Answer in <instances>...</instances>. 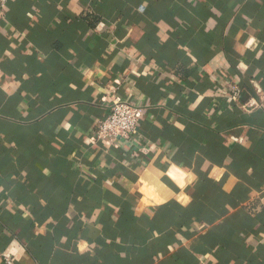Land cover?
<instances>
[{"label": "crops", "instance_id": "crops-1", "mask_svg": "<svg viewBox=\"0 0 264 264\" xmlns=\"http://www.w3.org/2000/svg\"><path fill=\"white\" fill-rule=\"evenodd\" d=\"M78 2L85 9L79 17L68 10L69 0H13L6 5L7 11L0 10V30L11 24L28 34L14 52L15 59L9 60L4 50L19 41L8 38L14 35L11 30L7 36L0 31V73L22 81L12 96L0 91V249L13 238L26 241L28 264H156L153 257L161 252L164 260L159 264H198L197 254L209 253L215 264H264V202L249 197L252 190L264 193V108L249 115L230 106L226 97H218L215 107L221 114L212 120L204 115L210 101L195 113L186 110L193 98L192 88L203 91L214 87L207 79L198 78L199 65L191 63L189 54L203 65L223 51L233 66L228 79L239 75L236 64L241 57L234 50L235 37L245 31L264 41V0H147L143 14L137 9L144 0ZM210 17L217 24L205 32ZM117 21L113 31L111 24ZM162 21L173 29L164 44L157 37ZM100 22L106 27L97 34ZM129 29L134 30V36L120 47L134 44L149 60L183 81V85L169 87L181 99L178 107L170 105L169 116L181 118L187 130L179 132L163 118V110L153 108L150 114L163 128L146 122L142 134L175 146L178 163H190L197 152L218 166L228 160L229 172L239 180L230 194L223 191L222 183L208 179L197 168L199 183L187 190L191 205L182 208L173 201L149 219L133 213L136 197L129 195L124 183L114 185L122 193L119 196L105 188V181L113 177L132 181L136 177L120 164L127 155L123 150L113 148L105 157L107 167L102 169L103 143L93 148L78 135L91 136L94 122L111 111L110 103L92 97V89L83 91L78 69L95 66L97 61L107 66L112 57H103L109 42L113 37L123 40ZM30 44L34 47L26 55ZM39 53L47 57L44 62L38 59ZM245 59L252 71H264V59L257 61L254 53ZM127 67L126 61L109 64L108 75L101 81L107 84L121 79L119 95L125 99V88L132 87L123 75ZM252 71L239 86L242 105L255 95L249 83ZM25 74L27 80H23ZM157 75L160 84L156 78L136 81L153 105L165 95L160 88L167 77ZM64 123L71 129L64 130ZM244 132L250 147L228 146L222 135L239 138ZM137 163L133 161L134 166ZM10 205L15 207L10 210ZM20 205L31 218H24ZM100 207L103 213L93 220V210ZM49 218L53 222L43 235H37V225L43 226ZM97 223L103 225L102 230L96 229ZM184 228L189 229L182 234L191 241L190 250L177 247L170 253L168 246L179 243L175 233ZM153 232L160 233V238L153 239ZM81 239L95 244L92 252H78Z\"/></svg>", "mask_w": 264, "mask_h": 264}, {"label": "clouds", "instance_id": "clouds-1", "mask_svg": "<svg viewBox=\"0 0 264 264\" xmlns=\"http://www.w3.org/2000/svg\"><path fill=\"white\" fill-rule=\"evenodd\" d=\"M147 6V0H144L137 11L143 14ZM68 10L77 17L85 11L80 6L78 0H69ZM5 11H7L6 6ZM29 15L31 16V13ZM245 19L251 24L250 18L245 17ZM118 23L117 21L111 24L113 31L117 29ZM216 24L217 21L210 17L205 24V32L214 30ZM161 25H164L163 21ZM105 27L106 23L100 22L95 32L100 34ZM8 30H11L14 34L8 38L19 41V43H10L9 48L4 50L3 55L9 60H14V52L18 50L20 44L27 38L28 34L26 32H18L11 24H7V28L0 31L7 36ZM171 31L173 29L167 25L161 28L157 33L160 43L164 44L170 40L169 33ZM133 36L134 30L129 29L123 40L113 37L109 42L106 55L103 57L104 60H107L109 56L112 57L110 65H119L122 62H127L128 67L124 69L123 75L128 78L129 84L132 85L130 88H125V97L127 99L119 95L118 86L122 84L121 79L109 81L107 84L101 83L108 75L107 69L109 64L105 66L100 61H97L95 66H84L78 69L84 83L83 91L92 89V97L99 99L102 104L110 103L113 113L107 119H97L94 122V135L89 136L83 133H78V135H83L84 143L93 148L98 147L97 140L103 143L105 153L101 157L100 167L102 169L107 167L105 157L110 154L113 148L123 150L127 155L120 161V164L123 168L130 170L136 177L135 181L129 180L127 177H121L120 179L113 177L105 181V188L119 196L122 193L117 191L114 185L116 183H124L129 195L136 197L135 206L132 209L133 213L138 217L147 216L149 219L154 217L155 211L158 208L164 207L173 201L182 208H188L192 203V199L188 195L187 190L199 183V173L206 174L210 180L222 183L223 191L230 194L235 189L239 180L238 177L229 172L230 164L228 160L224 161L223 166H218L197 152L190 163H178L175 156L178 149L175 146H170V143L162 138L154 141L142 134L140 129L146 122H150L157 129L163 128V125L157 120L156 116L150 114L153 108L163 110V118H167V123L179 132L183 133L187 130V125L181 118H178L176 115L169 116V112L172 109L170 105L178 107L181 104V99L177 98L175 92L170 91L169 87L174 84L183 85V81L175 73H169L162 69L154 59L149 60L134 44L128 47H120V45H124L128 40H131ZM245 37L247 38L244 39ZM242 40L243 42H241ZM235 41L234 50L241 59L236 64V70L239 75H234L231 79H228V76L232 72L233 66L223 51L217 52L203 65L199 64L197 57L189 54L191 63L199 65L197 68L198 78L207 79L214 87L203 91L198 88H192L193 98L187 103V112L195 113L206 101H210V106L204 110V115L208 120H212L214 115L221 114L217 113L215 107L216 98L218 97H226L230 106H234L249 115L264 108V71L260 68L252 71L251 65L245 59L249 53H254L257 61L264 59V46H262L264 45V41H261L256 35L248 34L245 31L238 32ZM33 47L30 44L29 51L25 54L30 55ZM184 50L187 51L186 49ZM38 59L44 62L47 57L43 53H39ZM250 71H252V78L249 80V83L255 90V95L251 96L248 104L242 105L240 103L242 91L239 86L242 83V78L246 77ZM157 74L167 77L166 83L164 81L163 86L160 88V91L165 93V95L153 105L147 94L139 89L136 81L141 78H156L157 84H160L161 81ZM0 77H3V79H0V91L7 96L14 95L22 87V81L17 80L14 76L0 73ZM27 79L28 76L25 74L23 80ZM70 87L73 90L77 89L75 84L70 85ZM136 93H139V95H136ZM61 127L66 131L71 129V125L68 123L62 124ZM213 127H215L214 124ZM222 135L225 137L228 146L239 144L242 147H250L246 143V132L239 138L224 133ZM134 160L138 162L136 166L133 165ZM197 168H199V173L197 172ZM83 171L87 172L88 170L84 168ZM248 171L251 174L253 170L249 169ZM225 177H227L226 181ZM249 197L251 200L261 199L264 202V193L257 190H252L249 193ZM13 207L15 206L10 205V210ZM18 207L23 210L25 219L31 218L23 205ZM103 211V207L94 209L92 219H98ZM114 219L116 218L114 217ZM52 222V218H49L43 226L37 225L36 234L43 235L48 225ZM193 224L197 228L200 227L195 219L193 220ZM95 227L100 231L103 225L97 223ZM188 230L184 228L180 232L175 233V239L179 243L168 246L170 253H174L177 247H184L190 250L191 241L182 234ZM152 238L159 239L160 233L153 232ZM61 242L63 243V240ZM26 244V241L21 243L18 239H11L6 246L0 249V264H28L30 257L27 253ZM95 247V244H90L84 239H81L77 245L78 252L81 255L92 252ZM196 259L198 264H209L210 261L212 264H215L211 253L204 255L197 254ZM153 260L156 264H159L160 261L164 260V254L162 252L157 253L153 257Z\"/></svg>", "mask_w": 264, "mask_h": 264}, {"label": "built area", "instance_id": "built-area-1", "mask_svg": "<svg viewBox=\"0 0 264 264\" xmlns=\"http://www.w3.org/2000/svg\"><path fill=\"white\" fill-rule=\"evenodd\" d=\"M11 1H13V0H0V10H1V11H4L5 6H6L9 2H11ZM112 114H113V113H112V105H111V111H110V113H109L104 119L109 118ZM92 135H94V131H93V134H92ZM97 143H101V142H100L99 140H97Z\"/></svg>", "mask_w": 264, "mask_h": 264}]
</instances>
